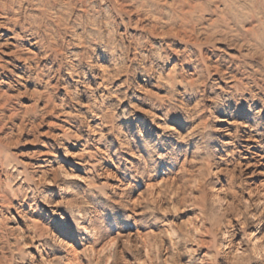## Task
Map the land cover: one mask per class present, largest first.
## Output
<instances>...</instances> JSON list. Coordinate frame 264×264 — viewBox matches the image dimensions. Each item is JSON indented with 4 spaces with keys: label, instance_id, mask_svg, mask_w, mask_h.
Here are the masks:
<instances>
[{
    "label": "rangeland",
    "instance_id": "1",
    "mask_svg": "<svg viewBox=\"0 0 264 264\" xmlns=\"http://www.w3.org/2000/svg\"><path fill=\"white\" fill-rule=\"evenodd\" d=\"M0 9V264H264V0Z\"/></svg>",
    "mask_w": 264,
    "mask_h": 264
},
{
    "label": "bare ground",
    "instance_id": "2",
    "mask_svg": "<svg viewBox=\"0 0 264 264\" xmlns=\"http://www.w3.org/2000/svg\"><path fill=\"white\" fill-rule=\"evenodd\" d=\"M3 2V1H2ZM4 3H7V2H4ZM9 3V2H8ZM5 6H6V4H5ZM4 8V7H3ZM6 8H7V6H6ZM1 10V9H0ZM8 11H9V9H8ZM17 13V12H16ZM7 14H9V13H7ZM9 17V16H8ZM10 18V17H9ZM11 19V18H10Z\"/></svg>",
    "mask_w": 264,
    "mask_h": 264
}]
</instances>
